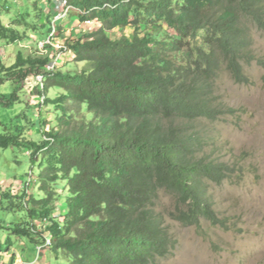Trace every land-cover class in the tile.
I'll return each mask as SVG.
<instances>
[{
	"label": "trees",
	"instance_id": "obj_1",
	"mask_svg": "<svg viewBox=\"0 0 264 264\" xmlns=\"http://www.w3.org/2000/svg\"><path fill=\"white\" fill-rule=\"evenodd\" d=\"M62 1L80 22L97 24L64 44L89 69L44 75L39 97L47 99L51 88L64 91L57 100L58 132H44L40 145L0 135V148L22 145L32 150L31 162L39 152L48 159L38 177L43 196L29 197L37 209L28 213L47 222L56 259L153 264L173 247L153 213L161 191L179 204L174 218L182 224L219 222L208 188L228 178L229 167L198 157L205 139L189 127L233 112L213 104L214 89L222 71L245 83L249 27L264 32V0ZM163 26L175 36L158 39L148 30ZM127 28L134 29L131 38L110 36ZM6 32L0 24V37ZM48 63L24 62L36 73ZM82 108L92 119L75 125L73 113ZM59 180L67 204L61 222L52 215ZM11 234L34 239L30 224Z\"/></svg>",
	"mask_w": 264,
	"mask_h": 264
},
{
	"label": "rangeland",
	"instance_id": "obj_2",
	"mask_svg": "<svg viewBox=\"0 0 264 264\" xmlns=\"http://www.w3.org/2000/svg\"><path fill=\"white\" fill-rule=\"evenodd\" d=\"M61 7L58 0H0V24L7 30L6 38L0 37L1 136L22 135L24 141L40 145L44 132L60 129L57 100L64 91L51 88L46 93L48 100L39 97L38 76L44 71L31 72V66L24 64L25 61L47 59L50 62L58 54V72L79 74L89 69L88 64L74 61L71 52L65 53L64 44L82 37L97 24L80 22L76 12L54 23ZM148 30L158 39L173 35L164 26L148 27ZM133 31L132 28L114 29L110 36L131 38ZM249 34L248 63L243 62L245 83H235L222 71L214 89L216 103L214 99L213 104L233 112L221 115L213 123L198 122L189 127L191 133L195 129L205 139L197 156L229 167L228 178L208 188L219 222L212 225L202 220L197 226L182 224L174 218L179 204L161 191L153 213L173 247L166 258L157 259L153 264H264V32L250 26ZM47 40L53 45L46 49L41 44ZM181 55L190 58L186 51ZM19 63L21 67L17 68L15 65ZM91 119L82 108L73 113L72 122L79 125ZM30 157H33L32 150L22 145L0 148V264L7 261L10 264L9 260L13 259L24 264L35 261V264H67L65 258L56 259L49 247L37 256L36 248L43 244L41 232L49 233L48 224L41 216L32 219L28 211L37 209L31 196H43L39 192L38 177L48 159L40 152L35 162ZM63 186L61 180L54 186L61 196L52 204V215L59 222L67 206ZM26 224L31 225L34 239L11 234L14 228Z\"/></svg>",
	"mask_w": 264,
	"mask_h": 264
},
{
	"label": "built area",
	"instance_id": "obj_3",
	"mask_svg": "<svg viewBox=\"0 0 264 264\" xmlns=\"http://www.w3.org/2000/svg\"><path fill=\"white\" fill-rule=\"evenodd\" d=\"M58 2L62 5V7L59 8V14L56 18H54V20H53L54 23H59L60 21L68 18L71 12H75V10L72 8V6L66 5L62 0H58ZM53 28H55L54 25H53ZM51 45H53V43L49 42L48 40L46 42H44L43 44H41V46H43V48H46V49H47V46H51ZM58 57H60V55H58V54H57V56L55 55V57H52V60L43 69L44 73H42L38 76L40 81H41V82H39V85H41V89H43V86H44V77H45L44 75L46 73H51V72L55 71L56 68L60 65L56 60V58H58ZM35 81H36V77H35ZM50 245H51L50 234L44 235L43 236V244L37 246V248H36L37 256L39 257L42 250L44 248L50 247ZM35 262L33 264H35ZM18 264H24V263L19 262Z\"/></svg>",
	"mask_w": 264,
	"mask_h": 264
},
{
	"label": "crops",
	"instance_id": "obj_4",
	"mask_svg": "<svg viewBox=\"0 0 264 264\" xmlns=\"http://www.w3.org/2000/svg\"><path fill=\"white\" fill-rule=\"evenodd\" d=\"M9 263H10V264H16V263H19V262H16V260L13 259V260H11V261L9 260ZM7 264H8V261H7Z\"/></svg>",
	"mask_w": 264,
	"mask_h": 264
}]
</instances>
